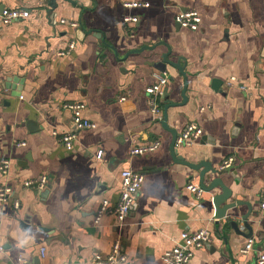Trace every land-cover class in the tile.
I'll return each mask as SVG.
<instances>
[{
	"label": "crops",
	"instance_id": "obj_1",
	"mask_svg": "<svg viewBox=\"0 0 264 264\" xmlns=\"http://www.w3.org/2000/svg\"><path fill=\"white\" fill-rule=\"evenodd\" d=\"M71 1L57 0L52 9L50 0H0V159L11 162L0 185L13 189L0 203V264H18L19 257L27 264H95V255H108L116 240L126 264H164L162 256L182 233L201 229L210 230L211 242L188 264H254L264 254V0ZM126 2L149 7L125 8ZM4 9L30 15L5 25ZM188 11L200 14L198 31L176 22ZM127 16L139 20L127 23ZM81 29L84 36L77 35ZM72 42L70 53L61 55ZM164 55L180 62L186 78ZM162 70L169 75L162 103L167 126L177 134L190 123L203 129L179 155L193 165L208 163L217 174L205 185L221 177L233 192L227 203H241L219 226L213 197L221 187L200 198L187 190L189 183L200 187L203 169L173 161V134L151 113L145 91ZM74 104L84 105L83 118L97 127L76 131L68 151L59 139L74 130L66 108ZM169 104L180 105L166 110ZM155 141L157 151L130 155ZM229 158L233 166L221 171ZM124 169L144 174L145 181L116 227L112 209ZM41 175L49 178L45 190L24 187ZM104 200L108 211L96 225ZM249 210L251 237L242 220ZM228 221L238 222L241 234ZM249 239L253 250L243 253Z\"/></svg>",
	"mask_w": 264,
	"mask_h": 264
},
{
	"label": "built area",
	"instance_id": "obj_2",
	"mask_svg": "<svg viewBox=\"0 0 264 264\" xmlns=\"http://www.w3.org/2000/svg\"><path fill=\"white\" fill-rule=\"evenodd\" d=\"M125 8H148L147 3L140 2H126L124 3ZM30 15V12L24 9H4L2 11L1 17L2 22L5 25L12 24L20 19H26ZM138 17H124L125 22L137 23ZM176 22L183 28L190 29L192 31H198L202 22V18L197 11H188L180 13L176 17ZM62 23H67V21H62ZM68 24V23H67ZM71 27H76V23H69ZM74 43L72 42L67 51L61 52L63 54H69ZM234 77L230 78V81H235ZM169 82V75L166 71H161L154 75V82L152 85L146 88V95L149 97V103L151 107V113L153 118L157 122H162V103L165 97V89ZM124 99H122L123 101ZM67 109L72 111V119L74 130L65 133L61 136L59 141L63 144L64 148L68 151H72L74 143L77 138L76 131L78 130H94L97 125L82 116V111L85 108L84 105L74 104L67 105ZM56 134V133H55ZM203 134V129L196 123H190L185 126V128L178 134L176 138L175 148L179 151L180 148L184 146H192L199 137ZM160 141L152 142L145 146H139L131 149V156H142L148 153H153L157 151L160 147ZM21 146H25L22 143ZM104 156V151L99 150L96 158L101 161ZM234 159L229 158L224 161L220 167V170H228L233 166ZM11 168V162L8 159H0V177H7ZM121 189L120 198L116 206L112 209V212L116 218V227H122L126 219L131 213V210L136 202L137 196L142 188L145 181V175L133 171L131 169H124L121 174ZM49 182L47 175H41L38 178L29 180L24 183L26 189H34L43 191L46 189ZM187 190L200 198L203 195V190L196 184L189 183L187 185ZM13 195V189L7 184L0 185V203H7L10 197ZM14 209L18 210L20 208L19 201L15 200L13 203ZM109 201L104 200L101 207L97 212L95 218V224L99 225L102 216L108 211ZM260 209L262 215L264 216V195L260 204ZM211 242V232L208 229H201L195 233H182L180 236V241L171 249L164 253L162 256V261L164 264H188L189 261L194 256V251L204 247L206 244ZM254 240L249 239L243 253H248L253 250ZM4 252L3 246L0 245V253ZM41 257L46 256V248L40 250ZM127 256L124 253L123 246L120 240H116L113 245L111 252L108 255H95L93 261L95 264H126ZM18 264H27V259L19 257L17 259ZM254 264H264V254L258 253L255 258Z\"/></svg>",
	"mask_w": 264,
	"mask_h": 264
},
{
	"label": "water",
	"instance_id": "obj_3",
	"mask_svg": "<svg viewBox=\"0 0 264 264\" xmlns=\"http://www.w3.org/2000/svg\"><path fill=\"white\" fill-rule=\"evenodd\" d=\"M57 0H50V6L51 8H55V3H56ZM70 3H73L71 0H66ZM86 34V32L81 29L77 32V35L78 36H84ZM99 38H101V35L100 34H97ZM147 49L149 50H152L153 48H149L147 47ZM135 52H139V51H135ZM163 61L165 64L167 65H171L173 67H175L176 69H179L182 73V75L186 78V73H185V69L184 67H182L180 65V62H177V63H171L169 60H168V55H164L163 56ZM163 71V70H162ZM182 97H183V103L182 104H186L187 101H188V98L186 97V89L183 91L182 93ZM180 104H169L166 106V110L169 108V107H176V106H179ZM162 125L163 127L170 131L172 134H173V141H172V144H171V156L173 158V161L177 164H182V165H185L193 170H196V171H199L201 169H203L200 173V187L201 189L204 191V192H207V193H211L213 192L217 187H221L222 189V193L219 194V195H216L215 197H213V204L216 208V213H215V218L218 220V226L220 225V222L221 220L227 218V215L230 211H232L231 214H233V210L236 206L240 205L241 203L237 202V201H233L231 203H227L229 200L233 199V192L232 190H230L228 187L225 186V184L223 183V179L221 177H217L216 179H214L210 186H206L205 185V180L206 178L210 177L211 174H217L216 171L206 162H203L199 165H193V164H190V163H187L182 156L179 155V152L178 150L175 148V143H176V138L178 136V134L176 133V131L170 129L168 126H167V115L166 113L164 114V120L162 122ZM250 216H251V210H249V213H247L245 216L242 217V220H243V224L244 226L246 227V229H248L249 231V234L248 236H252L253 234V229H252V225L249 221L250 219ZM228 226L234 230L237 234H241L240 233V226H239V223L236 222V221H228Z\"/></svg>",
	"mask_w": 264,
	"mask_h": 264
}]
</instances>
